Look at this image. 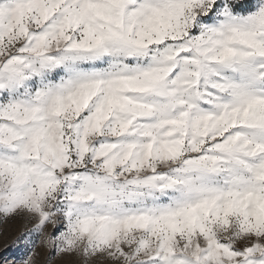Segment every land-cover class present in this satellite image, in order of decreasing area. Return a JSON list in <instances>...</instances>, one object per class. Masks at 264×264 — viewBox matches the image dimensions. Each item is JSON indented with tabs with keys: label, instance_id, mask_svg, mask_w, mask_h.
<instances>
[{
	"label": "snow or ice",
	"instance_id": "obj_1",
	"mask_svg": "<svg viewBox=\"0 0 264 264\" xmlns=\"http://www.w3.org/2000/svg\"><path fill=\"white\" fill-rule=\"evenodd\" d=\"M16 223L0 264H264V0H0Z\"/></svg>",
	"mask_w": 264,
	"mask_h": 264
},
{
	"label": "rangeland",
	"instance_id": "obj_2",
	"mask_svg": "<svg viewBox=\"0 0 264 264\" xmlns=\"http://www.w3.org/2000/svg\"><path fill=\"white\" fill-rule=\"evenodd\" d=\"M21 230V225L19 223H16L14 225H4L0 226V233H3L0 235V248H3L4 245L9 244L13 237L18 234V232ZM44 258L45 254L41 253L39 259L41 261V264H44Z\"/></svg>",
	"mask_w": 264,
	"mask_h": 264
}]
</instances>
